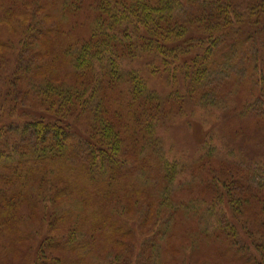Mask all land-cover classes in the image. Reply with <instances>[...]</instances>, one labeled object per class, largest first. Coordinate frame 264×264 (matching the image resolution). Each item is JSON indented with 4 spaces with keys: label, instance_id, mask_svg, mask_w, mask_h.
Masks as SVG:
<instances>
[{
    "label": "trees",
    "instance_id": "obj_1",
    "mask_svg": "<svg viewBox=\"0 0 264 264\" xmlns=\"http://www.w3.org/2000/svg\"><path fill=\"white\" fill-rule=\"evenodd\" d=\"M50 2L56 14L10 16V29L0 38V242L36 241L48 249L68 244L65 252L75 253L92 234L86 222H78L85 219L117 238L115 247L102 249L115 257L111 264H172L175 259L161 260L165 250L182 251L174 245L172 222L193 202L176 204L182 170L158 154L155 130L167 116L166 99L148 92L122 63L157 57L164 73L184 75L190 97L198 96V104L206 100V106L219 88L215 77L243 73L250 85L244 117L264 127V0ZM222 170L211 172L212 205L204 210L225 217L229 206L247 221L232 216L234 225L221 220L198 235L188 233L194 239L185 237L188 246H182L191 258L183 264H199L193 248L218 230L233 241L236 230L264 239V211L251 212L264 207V161L249 176H220ZM56 176L74 182L66 185ZM236 183L241 201L234 197L235 186L230 188ZM31 220L35 230L28 229ZM47 229L58 234L45 236ZM253 245L235 244L231 261L259 264Z\"/></svg>",
    "mask_w": 264,
    "mask_h": 264
},
{
    "label": "rangeland",
    "instance_id": "obj_2",
    "mask_svg": "<svg viewBox=\"0 0 264 264\" xmlns=\"http://www.w3.org/2000/svg\"><path fill=\"white\" fill-rule=\"evenodd\" d=\"M50 1L54 0H19L18 2L0 0V38L10 29L7 27L10 16L19 19L25 14L36 15L37 17H43L45 13L56 14L58 8ZM73 25L74 27L78 26L77 29L81 26L78 22ZM12 27L16 28L17 26ZM122 64L127 71H134L140 76L148 92L156 93L167 101V116L155 130L161 149L158 154L164 162L176 163L178 169L180 166L182 170L176 179L174 193L176 204L184 206L193 202V205L189 211H183L184 208L182 207L183 212L179 211L177 221L172 222L171 232H176L177 236L174 245L181 248V253L171 255L168 250H165L161 260L163 263L164 258L166 262L175 259L171 262L172 264H183L188 257L191 258L189 254L183 253L182 245L188 246L184 244L186 243L185 237L192 241L194 239L191 238L192 233L198 235L203 232V227L208 223L215 224L221 220H227L233 224L232 216L239 221H247L229 206L224 213L225 217L218 211L204 210L209 207L208 204L212 205L211 196L213 193L209 191V185L213 184L208 183L211 180L213 170L223 169L220 176L222 173H230L238 178L237 173L239 172L248 174V176L251 175L250 168L256 162L264 161V127L254 122L253 119L252 125V121H249L246 116L244 117L243 110L245 109L243 108L248 100L250 85L247 78H243V73L232 75L229 79L224 76L215 77L212 82L219 84V90L215 88L214 93L209 94L208 98L212 100L213 104L206 106V100H202L203 102L198 104L201 101L198 96L190 97L188 81L185 76L174 75L173 71L164 73L157 57L144 55L134 62H123ZM206 153H209L210 156L205 157ZM128 157L132 158L134 155L130 154ZM145 158L149 159L148 155ZM156 160L157 158H154L152 161ZM143 169L147 175H150V170H146L144 167ZM152 174L153 172H151ZM227 176L229 175L227 174ZM55 178L61 179V182L63 181L66 185L74 182L72 179H62L59 176ZM161 179H158L161 181L160 185H164V181ZM144 182L146 185L148 184L146 179ZM152 186L155 191H158V188H155V183ZM232 186L230 188L235 186L237 193L234 194V197L240 198L238 201L243 200L239 192L241 186L238 183L232 184ZM150 191H152L151 188ZM219 192L225 191L220 190ZM63 203L67 206L70 201L64 200ZM145 203L151 204L153 201H146ZM75 206L81 208L84 214L88 212V208L82 207L80 203ZM198 206L203 207L195 210ZM246 209L243 208V210L250 212ZM254 211L263 213L264 207L252 208L251 212ZM25 212L26 210H24ZM82 220L86 222L89 228L84 222L82 223L83 227L92 234L78 252L66 253L68 244L64 248L57 249V246H52L54 249H48L47 245L38 247L36 241L22 246L21 244L13 246V240L5 244L1 241L0 264H54L55 262L58 264H111L113 260L110 258L115 257H107V253L103 252L102 249L109 245L110 248L115 247L117 238L111 237L105 228L101 229V224L97 225L99 222H91L85 219H80L78 222ZM36 227L33 220L28 222L29 230H35ZM57 234V232L47 229L45 236ZM92 236L94 237L90 241V249L92 250L89 251V240ZM247 236L242 231L238 235L236 230L233 241L219 230L215 231L201 238L202 244L199 248H193V259L199 264H236L231 261L237 250L235 244L243 246L257 243L260 246H252V252L256 254H253V258L257 259L259 264H264V239L251 234ZM67 238H69L68 234ZM206 242L208 244H205ZM24 247L28 248L23 251ZM58 251L63 252L59 253Z\"/></svg>",
    "mask_w": 264,
    "mask_h": 264
}]
</instances>
